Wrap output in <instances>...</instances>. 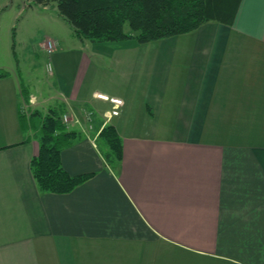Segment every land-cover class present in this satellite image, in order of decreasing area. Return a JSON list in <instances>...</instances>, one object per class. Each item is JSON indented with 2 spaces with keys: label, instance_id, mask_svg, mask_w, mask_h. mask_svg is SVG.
Segmentation results:
<instances>
[{
  "label": "crops",
  "instance_id": "obj_1",
  "mask_svg": "<svg viewBox=\"0 0 264 264\" xmlns=\"http://www.w3.org/2000/svg\"><path fill=\"white\" fill-rule=\"evenodd\" d=\"M132 39L82 51L63 88L59 71L25 86L0 65V264H264V0L153 49ZM94 57L116 86L89 81ZM139 69L146 79L131 80ZM97 92L123 99L117 115L106 118ZM58 105L93 112L61 150L67 171L93 174L61 193L37 185L38 124L26 120ZM109 122L122 140L116 168L96 143Z\"/></svg>",
  "mask_w": 264,
  "mask_h": 264
},
{
  "label": "trees",
  "instance_id": "obj_2",
  "mask_svg": "<svg viewBox=\"0 0 264 264\" xmlns=\"http://www.w3.org/2000/svg\"><path fill=\"white\" fill-rule=\"evenodd\" d=\"M239 1L27 0L29 4H55L59 15L80 38L101 41L135 38L139 42L187 32L209 19L232 23ZM5 72L0 69V75ZM63 109V105L49 107L45 112L33 108L26 118L37 119L38 151L30 159V168L42 191L67 192L93 174V171L70 173L62 165V148L79 137L78 130L62 122ZM96 143L105 161L116 168L122 157V140L114 124L105 123L100 128Z\"/></svg>",
  "mask_w": 264,
  "mask_h": 264
},
{
  "label": "rangeland",
  "instance_id": "obj_3",
  "mask_svg": "<svg viewBox=\"0 0 264 264\" xmlns=\"http://www.w3.org/2000/svg\"><path fill=\"white\" fill-rule=\"evenodd\" d=\"M124 26L128 29L127 23ZM48 37L53 40L56 38L58 41V48L54 46L50 53H47L45 47L40 44ZM85 39L74 34L72 25L59 15L53 3L45 7L40 3L29 4L27 0H0V65L14 70L25 82V86L31 85L32 82L36 83L37 78L52 81L55 78L54 73L59 71L60 87H66L73 78L82 51L87 52L90 49L103 53V50L108 49L109 46L113 48L116 43L121 44L125 40ZM132 40L142 51L146 48L153 49L154 40L146 42H138L135 38ZM92 59L90 68L96 70L91 74L94 75L93 77L89 76V81L98 84L101 78L105 77L107 84L116 86L118 81L115 78L108 82V77H112L111 71H113L112 68L111 71L108 70L110 66V63L106 62L108 59L102 57ZM101 59L105 60L101 61ZM48 61L51 64V71L47 65ZM139 71L140 69L132 74L131 80L146 79ZM91 72L89 70L87 74ZM69 128H72L71 123Z\"/></svg>",
  "mask_w": 264,
  "mask_h": 264
},
{
  "label": "built area",
  "instance_id": "obj_4",
  "mask_svg": "<svg viewBox=\"0 0 264 264\" xmlns=\"http://www.w3.org/2000/svg\"><path fill=\"white\" fill-rule=\"evenodd\" d=\"M43 45L46 49L47 53H50L53 50V47L56 45L55 41L53 39H51L50 37L46 38L43 41ZM47 65L49 67V70L51 71V64H49V61L47 62ZM96 95L99 98H102L104 100H108L110 102V106L104 110V115L106 116V118H110L113 115H117L120 111L121 105L123 104V99L119 96H115V95H108L102 92H97ZM36 98L34 95H30L28 98L27 103L29 104H33L35 102ZM27 104L25 103V110H26ZM30 112V111H29ZM92 110L88 109V110H84L82 112V115L80 116H71L70 113L68 112H63L62 113V122L65 123V125L67 127H70V123L74 124V123H78L80 125H82V127L84 128V122L88 125L91 126V120H92Z\"/></svg>",
  "mask_w": 264,
  "mask_h": 264
}]
</instances>
